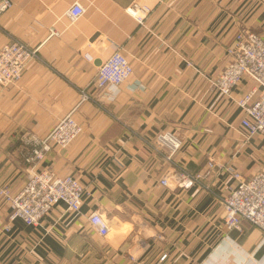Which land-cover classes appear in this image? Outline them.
Here are the masks:
<instances>
[{
	"label": "crops",
	"instance_id": "obj_1",
	"mask_svg": "<svg viewBox=\"0 0 264 264\" xmlns=\"http://www.w3.org/2000/svg\"><path fill=\"white\" fill-rule=\"evenodd\" d=\"M11 2L0 14V48L19 40L38 52L20 81L0 85V187L17 194L28 179L24 135H47L81 90L92 97L75 113L79 137L37 165L79 179L81 212L62 203L26 226L9 222L0 199V264H264V232L248 221L241 230L224 224L221 197L238 181L219 167L244 180L264 171V137L247 136L237 104L256 85L244 77L229 96L211 89L236 34H264V0ZM75 2L86 12L72 23ZM116 46L133 73L99 90L98 67ZM162 131L182 137L175 160L188 171H206L210 159L218 165L190 188L161 186L171 165L148 141ZM98 209L111 224L106 236L88 220Z\"/></svg>",
	"mask_w": 264,
	"mask_h": 264
},
{
	"label": "built area",
	"instance_id": "obj_2",
	"mask_svg": "<svg viewBox=\"0 0 264 264\" xmlns=\"http://www.w3.org/2000/svg\"><path fill=\"white\" fill-rule=\"evenodd\" d=\"M11 0H0V14L12 7ZM86 12L81 3L75 2L67 11L72 23L77 22ZM133 14L137 15L134 11ZM140 20L141 18L137 16ZM230 61L219 76L211 81L212 91L229 96L242 82L249 78L256 87L237 100V104L246 113L242 120L247 136L256 134L264 137V34L242 29L235 36L228 49ZM38 50L32 49L19 40H12L0 48V85L9 86L22 78L28 63L36 57ZM88 61L93 57L85 53ZM133 73V65L116 46L112 54L98 67L96 86L99 90L116 87L129 79ZM257 95V97H255ZM86 90H81L79 102L47 133L40 137L35 134L23 136V142L30 146L25 157L31 166L24 187L17 194H12L8 187H0V199L10 206L9 222L21 221L26 226H37L59 204H65L72 213H80L83 205L85 188L78 178L72 175L60 176L49 168H38L37 165L53 149L68 148L82 133L83 128L76 119L79 106L91 99ZM148 144L157 151L172 170H166L159 179L163 187L190 188L207 178L217 166L213 159L208 161L206 171L190 172L179 165L175 157L183 147L182 137L173 131H162L149 139ZM237 185L231 188L229 195L221 197L224 209V224L229 229L241 230L242 222L248 221L264 232V171L244 180L233 167H222ZM90 224L98 234L106 236L111 231V224L102 209L91 212L88 216ZM9 224L4 230H9ZM160 238L162 236H159ZM169 258L162 253L159 263Z\"/></svg>",
	"mask_w": 264,
	"mask_h": 264
},
{
	"label": "water",
	"instance_id": "obj_3",
	"mask_svg": "<svg viewBox=\"0 0 264 264\" xmlns=\"http://www.w3.org/2000/svg\"><path fill=\"white\" fill-rule=\"evenodd\" d=\"M98 64H100V61L99 62H97Z\"/></svg>",
	"mask_w": 264,
	"mask_h": 264
},
{
	"label": "rangeland",
	"instance_id": "obj_4",
	"mask_svg": "<svg viewBox=\"0 0 264 264\" xmlns=\"http://www.w3.org/2000/svg\"><path fill=\"white\" fill-rule=\"evenodd\" d=\"M112 231V230H111Z\"/></svg>",
	"mask_w": 264,
	"mask_h": 264
}]
</instances>
